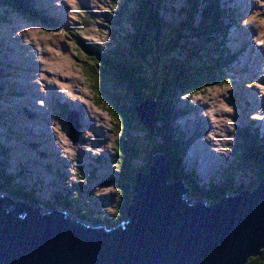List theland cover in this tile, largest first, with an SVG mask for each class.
Here are the masks:
<instances>
[{"label": "trees", "instance_id": "trees-1", "mask_svg": "<svg viewBox=\"0 0 264 264\" xmlns=\"http://www.w3.org/2000/svg\"><path fill=\"white\" fill-rule=\"evenodd\" d=\"M140 1L143 4H140L139 7L138 3ZM202 1L196 0L194 10L190 11L192 18L194 14H199L196 11V5H200ZM33 2L35 0H0V5L11 6L24 19L31 18V20H34L35 18L36 21L34 22L44 29H60L62 34L73 36L75 42L82 46L87 54L92 55L90 58L94 60L98 69V92L106 98L109 106L107 109L119 124L114 127L118 128L119 131L128 132L132 130L134 123L138 124V128H140L141 123L134 112V107L146 97H153L155 101L153 130L151 132L144 131L146 135L144 140L130 137L126 141L120 135L119 142L121 144H115V140L112 145L116 151L114 154L116 166L121 168V173L119 174L117 171V176L121 179L119 188L122 193L121 202L119 201L120 205L114 210V218H104L100 214L94 213V210L87 206L83 209L79 208V195L75 191L74 198H66L59 191L54 197H51L53 202L47 200L45 203L40 204L39 196L33 191L27 190L23 186L18 187L20 190L9 188L8 186L13 184L11 175L3 171L0 172V191L5 190L7 194H11L14 198L32 206L38 204L47 207L52 205L50 203H54L68 210H74L73 212L78 218L88 220L92 224L102 222L108 226L118 227L127 220L126 208L131 202V185L134 182V177L138 172L148 171V164L153 153L161 155L170 171V180L176 182L183 179L181 183L186 185L188 196L196 201L206 200L209 204H213L220 201L224 195L236 196L239 191L246 189V186L242 183H247V188L250 191L258 187L264 179V141H262L264 134L259 129L253 131L249 126L244 127L243 131L239 130L243 134L247 145L239 146V152L234 154L233 172L228 173L230 176L229 183H223V180H219L212 183L211 187L208 188L195 182L196 179L193 178L190 172L184 173L185 170L189 169H185L183 165H180L182 155L180 151L182 150L185 154L189 151L185 148L184 142L185 138H189V136L185 134L179 138L176 129L175 123L178 112L175 105L179 108L181 105L176 101L175 94L185 92V94L191 93L190 95L193 96L194 93L202 91L208 86L220 83L223 78L219 65L213 64L212 61L209 63L204 62L203 59L199 58V55L195 56L193 54L194 49L189 47V45L195 46L193 41H188V38L181 39L180 33L174 32V28L170 26L171 31L174 33L172 32L171 35L167 33V25L164 24L161 18L165 19L164 16H166L170 19V22L177 25L184 21L174 18V11L167 8L163 0H131V3L129 0H113L110 2L105 8V20H96L97 26L110 29L108 41L91 43L93 48L86 46L88 43L85 45L80 42L79 37H84L83 29L73 30L70 28L69 23L67 27H64V24L61 23L54 24V27L48 25L47 22L49 23L50 19H43L41 14L34 11L32 9ZM217 2L219 3L218 9L215 4L212 8L205 4L208 12L214 14L217 11L215 19L220 20L219 16L222 14L224 3L228 4V12L229 10L233 11L231 16L234 18L235 10L232 7L231 0H217ZM16 12L14 13L17 14ZM80 13L83 16L82 25H85L88 23L89 13L86 10H82ZM199 16L201 17V15ZM147 18H149L148 24ZM6 19V16H0V21L5 22ZM30 22L33 23V21ZM202 22L210 29L214 25L213 19L209 17L202 18ZM152 25L154 30L147 32V29ZM186 26L188 31H193V20L190 19ZM205 31L210 32L208 29ZM175 39L181 40L182 43L175 42ZM206 44L208 46L212 45L211 42H206ZM213 47L227 61H232L240 54L234 53L232 56L228 54L222 40L216 35ZM205 72H208L209 75H205ZM239 72L242 74L247 71L243 69ZM5 76L7 75H1L0 73V119L3 114V101L14 95L12 87L7 90L10 87L6 85ZM130 82L136 87L134 95L137 97L136 101L132 100V106L127 90H119L120 93H115L116 89L120 88L119 86H122V89L125 87L128 89V83ZM154 84V88H157L155 95L152 92ZM5 85L7 88H5ZM95 104L99 106L98 101ZM63 111L67 112L66 107H63ZM179 114H181V111ZM180 140H183V142L181 143ZM256 140H260V142H256ZM251 144L256 148H252ZM0 151L3 155L6 154L4 148H1ZM186 155L187 158L190 157L188 153ZM2 167L8 170L7 163ZM20 168L25 169V166H20ZM239 171L242 175L236 183L234 177ZM247 172H250V174H247ZM257 255L260 259L264 258V250L262 249ZM254 256L256 255L248 257L244 264H263L264 261L256 260L257 258L254 259Z\"/></svg>", "mask_w": 264, "mask_h": 264}, {"label": "rangeland", "instance_id": "rangeland-1", "mask_svg": "<svg viewBox=\"0 0 264 264\" xmlns=\"http://www.w3.org/2000/svg\"><path fill=\"white\" fill-rule=\"evenodd\" d=\"M112 1L113 0H53L52 5L58 6L62 4V9L64 11L61 13V15L63 17V20L65 22H68L71 25L70 28L73 30L83 29L84 37H79V40L80 42L86 44V42L89 41L94 43H98V41H108L107 39L109 29L97 26L96 23V20H105V17L93 16L92 13L102 15L104 12H106V6L109 5V3ZM129 1L131 3V0ZM251 1L255 5V7L249 9L248 13L245 14V8L238 7V3H236L234 6V0H231V4L235 10V14L234 18L227 17L226 14H222V19H224L225 26L223 35L234 34L237 39H232L231 42L238 41L239 33L233 30L232 22L238 15V12H241V16L243 17L241 20V25L251 27L248 36L250 35V39L252 41L254 35L256 37H259V44L254 42V45L259 47L264 52V0ZM215 7L217 9L219 8L217 6ZM82 8H87L91 13V16L89 15L88 17V23H86L85 25H82L83 16L82 14H79V11H82ZM223 8H228V4L224 3ZM11 9L13 10L11 6L0 5V16L7 17L5 22L0 21V39L2 41H6L7 45H9V49H11L7 54L8 57L10 59H18V56L15 54V47L13 48L12 46L15 42L21 41V39H23L25 44H30L31 49L34 51L35 59L39 61V64H37L38 70L35 72V77L33 79V81L37 82L39 88L36 84H33L32 90L27 93V96H11V100L20 101L25 104V106H30L33 110L50 111L51 120L49 125L50 129L48 130V132H52L55 137L53 139V142L58 149V155L66 158L69 161V167L71 168L68 171L69 174L64 180V183L68 185L70 183L69 180L72 179L71 181H75L76 184L86 185L89 188V191L91 192L93 198H97L100 200H102L104 197L109 198L108 201L102 203L101 208H98V211L103 213L105 217L114 218V210L120 205L122 196L119 188L121 181L120 177L118 176L117 180L95 179V176L89 173L91 172L90 169H87V172L81 166H77L83 159V157L79 158V156L82 153L88 151H90L92 154H99L103 148H106L112 155V161L110 164L111 171H118L120 174L121 168H117L116 160L113 156L116 152L112 147L114 141L116 140L115 144H121L119 142L120 135H122L124 139H126V141H128L130 137L132 139L144 140L146 139V135L144 133L146 129L141 124L140 128H138V124L136 123H134L132 130H129L128 132L119 131L118 128L114 127L115 125L117 126L119 124H117L114 116H112L108 111L107 107L109 106L106 102V98L101 96L98 92V69L95 65L94 60L90 58L92 55L87 54L84 51V48H82V46L78 45L75 42V38L73 36H70L69 34H62L60 29H44L43 27L37 25L34 21L33 23H31L28 19H24L18 14L10 13L8 10L12 11ZM220 20H215L213 18V22H218L219 24ZM228 21L231 23H229ZM148 22L149 18H147V24ZM151 30H154L153 25L149 29H147V32ZM208 30L210 29L208 28ZM215 35L217 37L220 36L218 32H216ZM204 40H206V38ZM261 45L263 48H261ZM201 48V43L196 41V49L198 54L202 57L204 62L209 63L206 55L202 54ZM4 50L5 48L0 42V51L4 53ZM258 64L260 65L262 63ZM260 66H262V70L264 71V61L263 65ZM17 74L23 75L18 84V87L22 88L24 86L22 84L23 81L27 80V78H29L30 75L34 73L28 70L26 74ZM205 75L208 76V72H205ZM260 77L263 78V80H261L260 78H252L250 80H231L229 77L223 75V79L220 81V83L208 86L204 90L194 93L195 95L193 96L190 95L191 93L185 94V92V95L182 96L184 99H188L189 101L185 107L187 108L191 116L190 124L199 127L198 130L200 131V143L205 141V139L210 140L211 145L208 144L206 146V153L210 152L212 149H215L218 153L221 154L220 157L218 156L217 152H213L210 156V162L207 163L205 162V160L202 161V164H199V170L203 171L204 173L215 163L216 157L218 156L216 163L213 165L214 168L211 169L216 172L215 177H219V173H224V176L222 177L223 179L221 178V180H223V183H229L230 176L228 175V173L233 172V169L231 168L235 155L232 151H239V146H241V144L243 143L241 140H238V137H236L235 135V123L237 117L239 115L246 114L248 119L252 121L257 120L256 115L258 114H261L260 118L264 117V106H262L263 108L260 110V112L257 110L245 112L242 111L243 109L240 106H237L235 112L234 105L231 102L232 96L236 95V99L242 104L252 102L256 103L258 101L257 98H251L249 94L241 93V91L242 89H252L256 90L258 96H264V74H262ZM119 87L120 88L115 87L117 88L115 93H120L119 90H127L130 98V105L132 106V100L136 101L137 99V97L134 95L136 87L132 82L128 83L129 90L126 87L124 89H122V86ZM154 87L155 84L152 91L155 95L157 88ZM35 98H37V100ZM53 98L59 99L64 103H69L73 108L77 109L80 113H83L84 116L78 115V118L84 125L80 127L79 124L76 123L77 126L75 127L76 134L74 140L71 139L67 134V124L63 121L62 117L54 114L53 111L50 110L49 104ZM147 99L153 100V97H146L144 100ZM33 100H36V102L41 106L33 105ZM97 101L100 107L95 104V102ZM190 105H193L194 108H192ZM84 107L87 112L83 111ZM175 107L177 106L175 105ZM205 115H208V121L209 123L212 122V124L208 125ZM84 118L87 125H85ZM177 121L178 123L186 126L188 133L192 135V132L189 129L188 121L186 120L184 115L181 114V119H178ZM178 123H175L177 131L180 127ZM237 123L241 124V121H238ZM249 123L254 122L250 121ZM257 125L260 129L262 128L261 123H254L251 127L253 131L257 129ZM237 135L239 137H243V134L240 132H237ZM19 138L20 139H17L16 141L11 143H13L15 146H17L18 144H24L21 141L23 140V138L21 136H19ZM96 138L100 140H103L105 138V141L102 143V147L101 145H96L94 146V148L90 146L91 141L96 140ZM37 140L39 141L38 147L41 149V151L50 149V147L48 146V142L45 141L44 144L41 139L36 138L35 141ZM5 142H7V139H5ZM234 144H236V146ZM1 148L4 147L0 146V149ZM199 149L200 147L196 148V150ZM189 150H191L190 147ZM193 154L194 152L192 153V155L190 154L188 160L193 159ZM36 155L37 154L35 152L25 147L15 148L14 153L7 160L8 170L6 171V174L8 173L9 175H11L10 177L12 179V182L16 183L18 182V180L14 181L16 179H14V176L9 171L15 170V168L11 165L16 164V166L19 167L18 161L20 160L28 167H32L33 163L30 159H32ZM12 159L14 160L12 161ZM52 159L53 156L51 157L50 161L54 164ZM184 161L186 163V157L184 158ZM85 165V167H88L87 164ZM39 169L41 170V168ZM41 172L44 174V177L46 179H51L50 175L45 171L41 170ZM241 175V171L236 173L237 177H234V181H238ZM24 179L27 180L26 178ZM13 189L18 190V187ZM43 191V193H45L46 188L45 190L43 189ZM81 197L84 200H87L89 202L91 201L90 197ZM81 209H83V206H81ZM116 215L118 214L116 213ZM262 249L264 250V248H260V251ZM260 251H258V253ZM258 257L259 256L256 255L254 256V259L257 258L256 260L264 261L263 257L262 259Z\"/></svg>", "mask_w": 264, "mask_h": 264}, {"label": "water", "instance_id": "water-1", "mask_svg": "<svg viewBox=\"0 0 264 264\" xmlns=\"http://www.w3.org/2000/svg\"><path fill=\"white\" fill-rule=\"evenodd\" d=\"M154 107V99L134 107L150 132ZM69 122L74 140L77 124ZM131 191L127 220L118 227L0 196V264H244L264 248V179L236 197L192 201L153 153Z\"/></svg>", "mask_w": 264, "mask_h": 264}, {"label": "bare ground", "instance_id": "bare-ground-1", "mask_svg": "<svg viewBox=\"0 0 264 264\" xmlns=\"http://www.w3.org/2000/svg\"><path fill=\"white\" fill-rule=\"evenodd\" d=\"M214 2H215V4H216V6L217 7H219V3L217 2V0H213ZM32 2V1H31ZM217 2V3H216ZM34 4H32V9L34 10V11H36L37 13H39V14H41V17L43 18V19H57L58 18V12L54 9V8H51V7H48V6H44V5H40V4H37V3H35V2H33ZM216 13H217V11H215V13H214V19H215V17H216ZM222 14H226L227 15V17H231L232 18V16H231V14L228 12V9L227 8H223V10H222ZM222 14H220L221 15V19H222ZM199 15V14H198ZM206 17V16H205ZM220 17V16H219ZM215 20H217V19H215ZM206 21V20H205ZM221 22H223L224 23V19H222L221 20ZM229 22V21H228ZM229 23H231V22H229ZM226 32H227V30H226ZM226 34V33H225ZM217 35V34H216ZM219 39H221L222 41H223V43H225V44H227V43H229V42H231L232 41V39H237L235 36H234V34H231V35H223V36H219L218 37ZM248 38H250V35L248 36ZM112 48V47H111ZM7 50L8 51H10L11 49H9V48H7ZM22 60H23V63L26 65V64H30V62L31 61H29V57H27L26 59H25V56H22ZM24 67V66H23ZM25 69H27L26 67H24ZM5 69V72L6 73H9V70L7 69V68H4ZM17 87H18V83L16 82V84H15V87L12 89V91H14L15 92V90L17 89ZM11 96H13V95H11ZM20 107V103L17 101V102H15L12 106H6V107H4L3 108V110H2V112H3V114L5 115V116H11V115H13L14 113H15V111L18 109ZM176 109H177V112H178V115H177V117H179V119H181V114H179V112H180V108L179 107H176ZM176 112V111H175ZM30 114L34 117V119L35 120H38V116L36 115V114H34V113H32V112H30ZM252 124H254V123H247V125L246 126H249L250 128L252 127ZM245 126V127H246ZM255 126V125H254ZM257 127V129H259L260 131H263L264 130V123H262V128L260 129L258 126H256ZM262 134H264V132H262ZM187 135V134H186ZM185 137V136H184ZM251 141V140H250ZM252 142V141H251ZM256 142H258L257 140H256ZM259 142H260V140H259ZM262 143V142H261ZM253 144V143H252ZM252 144L250 145L252 148H254L255 149V147H253L252 146ZM0 146H2V147H4V145H3V142H2V140H0ZM200 150H202V148H200L199 150H196V148H195V150H194V154H193V156L194 157H198L199 156V152H200ZM188 154H189V156H190V151H188L187 152ZM186 153V154H187ZM211 154H212V152L209 154V157H208V161H206L204 158L202 159V161H204L205 160V162H207V163H209L210 162V156H211ZM199 160H201V158H199ZM202 161L200 162V164H202ZM230 166H231V162H230ZM231 169H233V167L231 168ZM201 173H203V171H200ZM138 173H140V172H138ZM245 186H246V189H248L247 188V183H245L244 184ZM206 187V186H205ZM250 191V190H249ZM0 193H3L2 191H0ZM239 193H240V191H239Z\"/></svg>", "mask_w": 264, "mask_h": 264}, {"label": "clouds", "instance_id": "clouds-1", "mask_svg": "<svg viewBox=\"0 0 264 264\" xmlns=\"http://www.w3.org/2000/svg\"><path fill=\"white\" fill-rule=\"evenodd\" d=\"M3 5H4V4H3ZM1 6H2V5H1ZM8 11H10V10H8ZM10 12H12V11H10ZM12 13H13V12H12ZM13 14H14V13H13ZM182 142H183V140H181V143H182ZM191 200H192V201H196L195 199H192V198H191ZM208 204H209V203H208ZM259 251H260V250H259ZM256 255H257V254H256ZM250 256H252V255H250ZM250 256H249V257H250Z\"/></svg>", "mask_w": 264, "mask_h": 264}]
</instances>
